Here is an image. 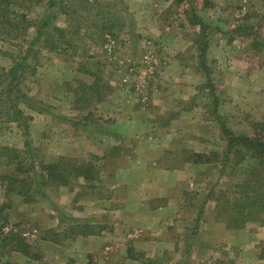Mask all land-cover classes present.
Masks as SVG:
<instances>
[{"label":"rangeland","instance_id":"1","mask_svg":"<svg viewBox=\"0 0 264 264\" xmlns=\"http://www.w3.org/2000/svg\"><path fill=\"white\" fill-rule=\"evenodd\" d=\"M45 1L0 0V264H264V0H55L56 50Z\"/></svg>","mask_w":264,"mask_h":264},{"label":"trees","instance_id":"2","mask_svg":"<svg viewBox=\"0 0 264 264\" xmlns=\"http://www.w3.org/2000/svg\"><path fill=\"white\" fill-rule=\"evenodd\" d=\"M185 0H177L178 3H182ZM45 5H46V13L44 15V18L41 20L37 21L36 24V28H34L35 33H36V40L38 41L39 39L43 38L42 40L44 41V43H46V45H49V43L54 44V41L57 42L56 40H58V29L53 26V20L55 18V14L53 13L52 10L55 9L56 7V2L55 0H46L45 1ZM201 24V23H200ZM203 25V24H202ZM205 29V27H204ZM57 32V34H56ZM56 34V36L54 35ZM63 38V36L61 37ZM60 42V41H59ZM61 43H57V45L54 44V48L52 50H56L58 49L59 45ZM69 43H66V45H68ZM205 50V47H200V51L203 54ZM30 58V54L29 51L26 54V56L23 58V61L21 63H17L15 64V66L10 69L9 73L12 74H16L20 69H22L23 67L27 66V61ZM201 59V56H200ZM202 65V63H201ZM11 92V91H10ZM3 93V92H2ZM5 97L2 94H0V100ZM24 98L26 99V96H24ZM217 98V97H216ZM30 100V99H28ZM35 101V100H33ZM219 121H221V119H219ZM221 123H223L221 121ZM228 136V137H227ZM225 140H229V144H230V149H232V151L236 150L237 147L242 148L245 150L246 153H251L254 154L256 156H264V139H259L257 137H248L245 135H231L229 137V135H224ZM231 152V150H230Z\"/></svg>","mask_w":264,"mask_h":264}]
</instances>
